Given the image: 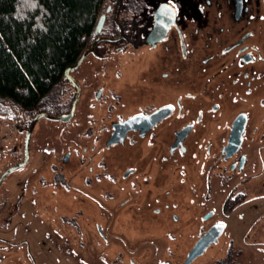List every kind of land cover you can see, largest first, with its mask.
<instances>
[{
  "label": "rangeland",
  "instance_id": "1",
  "mask_svg": "<svg viewBox=\"0 0 264 264\" xmlns=\"http://www.w3.org/2000/svg\"><path fill=\"white\" fill-rule=\"evenodd\" d=\"M254 19L256 32L264 18ZM233 23L240 30L242 21ZM253 36L247 42L258 44ZM129 56L94 70L89 56L72 70L81 94L69 121L54 116L71 109L77 90L66 79L53 87L42 106L52 117L36 123L29 160L0 185V264H184L213 224L223 225L217 240L188 264H264L263 78L243 102L219 103L186 151L170 152L172 135L162 129L108 146L104 128L135 110L145 90ZM90 85L104 87L101 98H88ZM240 109L249 113L243 142L225 157V127ZM25 136L16 128L2 138L0 176L24 159ZM227 199L236 201L225 211Z\"/></svg>",
  "mask_w": 264,
  "mask_h": 264
},
{
  "label": "flooded vegetation",
  "instance_id": "2",
  "mask_svg": "<svg viewBox=\"0 0 264 264\" xmlns=\"http://www.w3.org/2000/svg\"><path fill=\"white\" fill-rule=\"evenodd\" d=\"M252 3L257 6L243 0L238 11L237 0H111L97 36L103 38L85 59L93 56L89 58L91 70L96 65L114 69L117 55L130 53L140 76L145 77L144 84L138 86L145 90L143 94L137 91L135 110L119 114L110 127L104 128L108 137L118 125L134 117L123 141L130 135L143 139L162 129L172 135L171 142H166L170 152L186 151L190 134L204 131L207 120L219 115V103L243 102L251 92L252 80L263 78L264 83V23L256 32L250 30L254 18H264V0ZM234 17L242 21L238 31ZM254 33L258 44L247 42ZM103 40L112 42L97 48ZM113 61L111 68L108 64ZM261 68L263 71L256 74ZM254 90L256 96L263 93L262 86H254ZM86 91L88 98H101L104 87L90 85ZM154 95L157 100L152 101ZM165 107L167 116L148 127L144 118ZM248 118L249 113L240 109L233 114L231 124L227 123L225 128L230 132L225 157L236 152L227 148L230 137H240L242 145ZM127 171L132 173L134 169ZM137 208L140 218L144 209ZM215 226L223 225L213 224L210 229Z\"/></svg>",
  "mask_w": 264,
  "mask_h": 264
},
{
  "label": "trees",
  "instance_id": "3",
  "mask_svg": "<svg viewBox=\"0 0 264 264\" xmlns=\"http://www.w3.org/2000/svg\"><path fill=\"white\" fill-rule=\"evenodd\" d=\"M110 4L111 0H0L2 117L14 118L19 130L28 129L55 84L70 82L66 68L96 40L98 22ZM235 201L227 199L225 210Z\"/></svg>",
  "mask_w": 264,
  "mask_h": 264
},
{
  "label": "water",
  "instance_id": "4",
  "mask_svg": "<svg viewBox=\"0 0 264 264\" xmlns=\"http://www.w3.org/2000/svg\"><path fill=\"white\" fill-rule=\"evenodd\" d=\"M242 2L243 0H237V5H238V11L240 10V8L242 7ZM105 20V16L102 15L98 25H97V31L99 32L103 26ZM103 37H98L97 40L92 44V46L88 49H86L83 54L80 56V58L77 60L76 63L68 66L65 70V76L76 86L77 92H76V96L73 100L72 106L70 111L62 113L60 115L54 116L58 119L64 120V121H69L73 118L75 111H76V107H77V102L78 99L80 97L81 94V86L78 82V80L72 75V70L75 69L76 67H78L83 60L86 58V56L93 50L95 44L100 41ZM168 108H160L159 110L155 111L153 114L147 116L144 118L145 121H148V127H150L152 124H154L157 120H159L160 118H163L165 116H167L168 114ZM42 117H52L51 114L47 113V112H38L32 122L30 123L28 129L26 130V136H25V143H24V150H25V157L22 161H20L19 163L9 167L8 169H6L2 175L0 176V185L3 181V179L5 178V176L10 173L11 171L15 170L16 168L24 165L27 163V161L29 160V156H30V141H31V136H32V132L34 130V127L36 125V123L42 118ZM134 120H136V118L134 117H130L128 118L125 122L121 123L120 125H118L116 127L115 132L110 136L107 145L110 146L111 144L117 143L121 140H124L128 130L130 129L131 124L134 122ZM245 123H243L244 125ZM182 132H179L178 137H177V144L180 140V134ZM241 145V138L237 137L236 135H233L232 137H230L229 143L227 148L230 150H232L234 153L235 151H237L239 149ZM230 153V154H231ZM130 173V171H127L125 173V176H127ZM223 228V226H221V228L219 226H215L213 228H211L209 231H207V233L205 235H203L202 237L199 238V240L196 242V244L194 245V247L189 251L187 258L184 262V264H188L189 262H191L197 255H199L200 253H202L205 248L211 244L212 242L217 240V237L220 235L221 233V229ZM100 231L103 233L102 229L99 227Z\"/></svg>",
  "mask_w": 264,
  "mask_h": 264
},
{
  "label": "built area",
  "instance_id": "5",
  "mask_svg": "<svg viewBox=\"0 0 264 264\" xmlns=\"http://www.w3.org/2000/svg\"><path fill=\"white\" fill-rule=\"evenodd\" d=\"M17 128V123L14 118H0V150L3 148L2 138L12 133Z\"/></svg>",
  "mask_w": 264,
  "mask_h": 264
}]
</instances>
